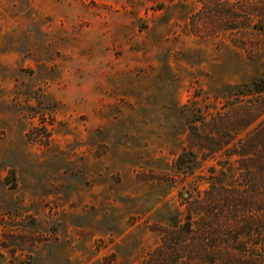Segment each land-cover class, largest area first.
Listing matches in <instances>:
<instances>
[{
    "label": "rangeland",
    "instance_id": "rangeland-1",
    "mask_svg": "<svg viewBox=\"0 0 264 264\" xmlns=\"http://www.w3.org/2000/svg\"><path fill=\"white\" fill-rule=\"evenodd\" d=\"M258 80L264 0H0V264H140L235 180L175 169L188 121ZM259 239L224 251L264 264Z\"/></svg>",
    "mask_w": 264,
    "mask_h": 264
},
{
    "label": "trees",
    "instance_id": "trees-1",
    "mask_svg": "<svg viewBox=\"0 0 264 264\" xmlns=\"http://www.w3.org/2000/svg\"><path fill=\"white\" fill-rule=\"evenodd\" d=\"M233 97L236 102H227L225 110L188 121V144L177 154L174 166L183 174H193L200 160L212 159L223 170L231 168L235 180L229 185L211 182L195 196H180L182 221L170 220L160 230L159 245L140 264L254 261L239 249L224 251V236L230 233L259 236L264 249V80L237 87ZM233 242L237 245V238Z\"/></svg>",
    "mask_w": 264,
    "mask_h": 264
}]
</instances>
